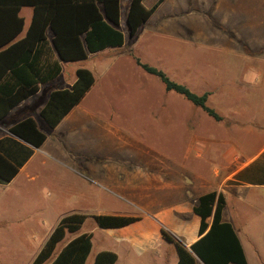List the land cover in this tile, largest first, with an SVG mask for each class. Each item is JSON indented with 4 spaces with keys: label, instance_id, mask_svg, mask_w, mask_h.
Wrapping results in <instances>:
<instances>
[{
    "label": "crops",
    "instance_id": "0c3cea01",
    "mask_svg": "<svg viewBox=\"0 0 264 264\" xmlns=\"http://www.w3.org/2000/svg\"><path fill=\"white\" fill-rule=\"evenodd\" d=\"M156 1L141 0V3L148 8ZM128 3L129 0L127 6ZM22 7L30 8L25 27L24 18L20 14ZM31 13L30 6L19 8L17 15L22 18L23 26L12 41L24 35ZM119 13L120 8L118 29L123 42L119 47L105 48L110 49L109 51L121 48L125 43V34L119 25ZM153 17L161 24L151 25ZM176 21L186 23V46L173 50L175 54H189L183 69L186 71L183 76L186 79L184 84L194 87L198 94L207 92L206 102L210 106L206 105L219 115L220 120L214 126L194 125L193 121L188 120L181 123L189 140L185 145V154L193 157L191 164L185 166L183 163H172L171 173L169 171L170 184L151 185L149 181L154 179L143 175L142 182L145 181V185L141 186V190L149 191L148 196L146 192L139 193L138 198L142 201L144 199L139 207L140 213L128 215L138 219L118 228H101L106 229L103 234L107 241L97 246L94 254L101 250L114 252L116 259L113 264H175V248L162 239L159 227H164L187 247L198 237L199 217L192 212V205L200 194L215 191L221 193L224 200L221 220L228 222L233 228L246 264H264V251L258 248L259 245L264 246V243L261 244L255 234L244 233L243 231L249 230L247 223H239L232 214L234 207L243 205L256 213L264 214V209L256 203L257 199L264 198V0H161L137 28L130 50L136 55L142 37L155 40L159 35H164L162 33L168 25ZM124 27L127 32L126 25ZM45 35L50 39V34L45 32ZM96 53L87 54L85 59ZM122 56L123 52L119 51L110 58ZM137 56L139 57L138 54ZM66 63L68 62L59 61L60 70L55 78L39 83L33 95L21 100L0 119V153L14 165H19L16 174L5 184L18 177L27 182L35 181L42 175L41 172L49 173V167L53 164L66 173H73L61 175L60 178L64 181L78 185L97 181L98 168L95 161L68 157L73 150L69 143L74 141L76 129L80 127L79 119L87 114L80 103L92 87L94 76L92 75L93 83L80 101L53 128H49L39 116L51 91L69 89L74 82V71L77 68L66 70L63 68ZM89 69L93 71L94 67L90 65ZM204 116L209 118L206 114ZM27 117L32 118L45 135L44 141L37 148L26 144L7 130L10 125ZM44 128L47 129L46 132ZM50 134L53 141H50ZM26 148L30 150L28 156ZM199 159H202L201 162ZM159 168H162V163ZM108 171L109 168L101 179L112 182L114 179L107 174ZM160 172L161 169L159 174ZM181 172L185 173L188 182H183ZM129 181L131 182L130 177L126 178V185L119 186L127 189V192H117L118 198L131 196L128 192L131 188ZM245 197L248 199H244ZM228 207L233 208L229 210L230 213L227 212ZM5 211L7 210L0 206V225H3L1 230L8 227L31 230L35 227L32 221L28 223V220L20 216L7 218ZM234 212L238 214L243 210L237 209ZM209 220L208 218L207 221ZM10 221L14 225H8L7 222ZM252 226V231L260 228L257 224ZM84 232L90 233L92 239L90 231H81L79 228L67 240ZM87 258L88 255L84 264ZM92 259L93 257L89 264Z\"/></svg>",
    "mask_w": 264,
    "mask_h": 264
},
{
    "label": "rangeland",
    "instance_id": "374dc122",
    "mask_svg": "<svg viewBox=\"0 0 264 264\" xmlns=\"http://www.w3.org/2000/svg\"><path fill=\"white\" fill-rule=\"evenodd\" d=\"M126 6L127 0H119V25L125 34V43L121 48L113 51L105 49L87 59L68 62L63 67L66 70L78 67L89 69L90 65L94 67L93 71L89 70L95 81L80 103L87 114L79 119L80 127L76 129L74 141L69 143L73 150L68 157L95 161L98 168L97 181L79 185L64 181L61 175L73 173H66L53 164L49 167V173L41 172L42 175L35 181L27 182L18 177L8 184H1L0 206L7 210L4 215L7 218L20 216L28 220V223L32 221L35 227L31 230H15L14 227L0 229V264H30L59 219L73 213L88 216L80 229L92 233V247L85 263L89 264L97 246L107 241L103 234L106 229L96 227L89 216L139 214L144 199L142 201L138 195L146 192L148 196L149 192L141 190V186L145 185V181L142 182L143 175L154 179L149 181L151 185L170 184L172 163H183L185 166L191 164L193 157L185 154V145L189 140L181 123L188 120L193 121L194 125H216V121L204 116V112L192 106L181 95L165 91L157 78L146 74L134 62V58H137L156 67L170 80L197 93L194 87L184 84L186 71L183 69L189 54L173 52L176 47L186 46V23H171L165 28L166 32L163 31L164 35H159L161 37L155 40L142 37L136 50L139 58L130 50L133 38H129L124 27ZM20 14L24 18L25 27L30 8L22 7ZM157 20L153 17L150 24L160 25L161 22ZM46 34L50 32L47 30ZM119 51L124 56L110 58ZM201 52L203 49L200 51L202 57ZM176 65L177 68H174ZM180 74L182 77H179ZM206 104L210 106V103ZM89 114L93 117L90 118ZM44 130L46 132L47 129ZM49 137L50 141L54 140L51 134ZM160 163L162 168H159ZM106 166L109 168L107 174L114 179L112 182L102 180L108 169ZM129 177L131 188L128 192L131 196L118 198L117 192L126 194L127 189L119 186L126 185V178ZM181 178L184 183L188 182L185 173L181 172ZM256 203L264 209V198L257 199ZM229 207L227 212L230 213L232 207ZM237 209L243 212L236 214L234 210ZM234 210L232 214L237 221L248 225L249 230L243 232L255 234L259 237L258 241L264 243V214L256 213L245 205L234 207ZM12 223L7 222L8 225H14ZM255 224L260 228L252 231V225ZM71 235L65 233L53 254ZM258 248L264 251V246L259 245Z\"/></svg>",
    "mask_w": 264,
    "mask_h": 264
},
{
    "label": "trees",
    "instance_id": "16d2710c",
    "mask_svg": "<svg viewBox=\"0 0 264 264\" xmlns=\"http://www.w3.org/2000/svg\"><path fill=\"white\" fill-rule=\"evenodd\" d=\"M160 1L145 8L141 0H129L125 15L129 38L134 37L137 28ZM21 6L32 8L31 18L24 35L12 41L23 26L22 18L17 15ZM118 9V0H0V119L21 100L33 95L39 83L55 78L60 70L59 61L84 60L89 53L121 46ZM46 30L50 31V39L46 38ZM134 62L146 74L157 78L165 91L181 95L214 121L220 120L206 105L207 92H192L170 80L160 69L137 58ZM74 76L70 88L51 91L39 111L49 128L80 101L93 83L91 72L85 68L75 69ZM7 130L35 148L45 139L30 117L10 125ZM29 153L26 148V156ZM18 166L0 153V184L9 182ZM223 206L221 193L209 191L196 197L191 210L199 217L198 237L187 247L164 227H159L162 239L175 248V264H246L233 228L221 220ZM87 217L73 213L60 218L30 264H84L91 247L90 233L76 234L56 253L53 251L65 233L77 232ZM89 217L98 228H118L138 219L118 214ZM115 259L114 252L101 250L94 254L91 264H113Z\"/></svg>",
    "mask_w": 264,
    "mask_h": 264
}]
</instances>
